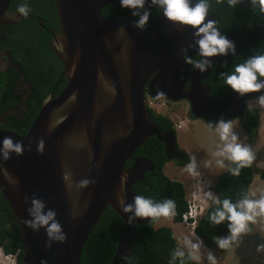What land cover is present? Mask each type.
<instances>
[{"label": "water", "instance_id": "1", "mask_svg": "<svg viewBox=\"0 0 264 264\" xmlns=\"http://www.w3.org/2000/svg\"><path fill=\"white\" fill-rule=\"evenodd\" d=\"M10 1L0 0V26L31 17L9 12ZM53 1L59 28L51 33L49 47L63 65L66 83L58 97L45 98L26 134L0 129V140L11 136L24 145L23 155L0 160V193L20 229L24 264H82L85 243L108 208L123 221L109 264H125L135 224L152 220L129 222L133 213H124L119 201L131 203L134 187L153 170L143 157L135 158L128 169L127 161L152 137L163 144L168 161L181 159L175 134L161 133L151 120L145 92L153 98L186 101L193 118L208 122L221 117L242 120L247 101L259 93L240 97L232 91L211 99L203 82L211 68L203 74L191 72L183 59V54L198 57L189 47L192 30L163 15L148 38L134 24L103 17V8L119 0ZM206 19L215 20L210 13ZM39 24L42 28V20ZM236 36L235 31L228 35L235 54L210 58L213 64L239 55ZM41 141L42 154L37 151ZM65 171L71 173L70 184L62 178ZM82 179L91 183L78 188ZM33 196L56 211L65 242L49 246L43 229L34 232L25 226Z\"/></svg>", "mask_w": 264, "mask_h": 264}, {"label": "clouds", "instance_id": "2", "mask_svg": "<svg viewBox=\"0 0 264 264\" xmlns=\"http://www.w3.org/2000/svg\"><path fill=\"white\" fill-rule=\"evenodd\" d=\"M227 2L229 7L236 8L241 0H227ZM53 3L54 1L52 0V4ZM119 3L121 8L129 10L131 15L136 18L133 23L135 27L141 30H144L148 25L152 15V8L158 9L167 21L191 29L194 39L189 47H191L199 57L194 58L193 56L183 54L184 62L189 65L191 71L192 69L194 71L198 70L203 74L210 68H213V60L210 58L227 56L230 52L235 54V45L222 34L220 28L217 26V21L206 19L209 15L208 0H195V3H193V0H119ZM251 4L253 7L259 5V11L264 13V0H251ZM31 11L32 9L26 0L17 8V13L23 17H27ZM219 76L222 77L224 83L240 97H244L249 93H259V95L255 97V100L260 107L264 108V55H253L247 58L245 62L235 65L233 71L220 72ZM145 95L148 113L149 110H152L154 114L168 118L158 113L155 109L157 104L163 107L161 102H158L157 98L150 96L147 91ZM249 107L251 106L248 105L247 109L254 108ZM256 109L259 111L258 108ZM259 114L260 118H262L260 111ZM238 122L239 120H226L221 117L215 122H209L208 125L205 123L211 131H215L218 134L219 140L221 141L218 150L214 153L218 159L216 161L217 167L221 169L225 168L221 175L229 170L232 176H239L241 170L251 164L254 170V166H256L257 161L261 158L258 152L254 150V142L257 138L259 127L255 131L253 142L249 139V134H247V140L242 142L238 133L235 131ZM43 147V141H41L37 146V151L41 154L43 153ZM177 147L180 153H182V155L180 154L181 159L167 161L175 163L177 167L183 168L188 173L191 185L189 192L194 194V202L201 204L202 207L208 209L209 212L214 205H216L215 209L208 217L210 223L213 225H220L227 221L229 229V236L217 238L216 244L220 249H233L235 246H238L240 235L250 232L251 225L256 223L257 217L264 216V195L259 199L248 198L247 191L251 183L244 197L235 202L227 198L221 200L218 197V193L215 191L218 179L221 175L217 177V179L206 176V172L199 163L200 161L203 162V160L194 155L188 156L186 154L189 162L181 166L178 165V161H183L185 152L179 148V144ZM23 152L24 145L21 141L14 140L11 136H6L0 140V160H8L13 154L21 156ZM228 162H231L235 166L231 167V164ZM208 166L209 164L206 162L205 167ZM62 178L66 183H71L72 176L70 172L65 171ZM253 179L254 175L252 182ZM90 183L91 181L89 179H82L76 186L78 188H86ZM119 203L124 213H133V215L128 218L129 222L134 221L136 218H151L152 221H156L164 217L152 225V228L155 230L163 227H156L161 220L167 222L166 220L174 217L176 212L175 201L170 198H165L161 202H157L144 195H135L131 203L123 199L120 200ZM27 213L29 219L25 220V226L34 232H39L43 229L49 246L51 243H63L66 241L67 235L63 230V225L57 219L56 211L48 208L44 200L33 196L30 200V207H28ZM187 213L188 211L184 212L181 216L186 218ZM206 216L207 214H202L199 218L202 219ZM194 220L197 226L199 221L197 218H194ZM165 227L173 230L171 226ZM193 238H195V233H192L191 238L185 237L183 239V247H178L172 255V264H175L177 259L180 260L181 264H184L186 255L189 259H201L203 242L198 238L193 242ZM258 251L264 254V245H261ZM207 261L208 264H218L216 257L211 251L207 252ZM196 263L199 262L196 261ZM248 263L264 264V261L252 254L247 262H242V264Z\"/></svg>", "mask_w": 264, "mask_h": 264}, {"label": "trees", "instance_id": "3", "mask_svg": "<svg viewBox=\"0 0 264 264\" xmlns=\"http://www.w3.org/2000/svg\"><path fill=\"white\" fill-rule=\"evenodd\" d=\"M195 1V0H194ZM52 2V0H51ZM209 13H211L217 21V26L220 28L223 35L227 36L228 32L235 31V42L239 48L238 56H231L219 64L210 77L206 80V86L210 91V98L219 100L228 95L232 90L224 83L223 78L219 76L220 72H231L235 65L245 62V60L253 55H264V13L259 11V5L253 7L250 0V5L239 4L236 8L229 7L227 0H208ZM55 20H46L48 27L52 28L54 33L58 31V19L56 16L55 5L53 3ZM102 15L108 20H122L134 24L136 19L131 13L120 7V3H113L102 10ZM161 15V12L153 8L149 23L144 29L146 36H150L156 22V19ZM54 24H52V22ZM40 47H44L43 51L48 48L51 36L44 30H39ZM151 33V35H152ZM38 34V36H39ZM14 51V50H13ZM48 51L56 57L52 50ZM20 56V55H19ZM26 59V58H25ZM21 62V68L25 73L26 78L35 89L36 94L39 95V104L37 109L30 110L27 114V120L24 122L26 127L22 129L20 125L14 123L16 127L8 128L1 125V129H7L19 135H24L28 131L44 96L48 92H52L53 98L58 97L61 89H54L56 78L53 80L51 75H45L43 71L38 68L29 67V63L24 60ZM60 66L61 61L59 60ZM29 64V65H28ZM51 78V81L47 79ZM59 77V76H58ZM57 77V78H58ZM3 75L0 74V115L6 110L1 105L3 99L9 95L13 80L8 81L7 89L4 90L2 81ZM66 81V80H65ZM66 83V82H65ZM2 96V97H1ZM34 97V96H33ZM151 119L157 124L161 133L173 132V123L165 117L156 115L149 110ZM242 125L248 129L249 139L254 141L255 131L259 127L260 114L256 108L247 109L244 118L241 120ZM12 125V124H11ZM137 157L148 159L153 165V170L145 173L143 180L134 187L136 195H144L152 198L154 201L161 202L165 198H170L175 201L176 212L174 216L175 222H180L182 214L188 210L186 201V191L180 182L170 180L163 173L164 165L168 162L165 156V150L162 143L155 137L150 138L146 144L137 149L130 159L127 161L125 168L128 169L132 161ZM183 161H178V165L188 163V156L184 154ZM235 165L231 163V167ZM230 167V168H231ZM255 171L252 164L241 170L239 176H232L229 170L220 176L217 182L215 191L218 197L223 200L225 198L231 199L233 202L245 196ZM264 180V171L260 174ZM207 212L206 217H203L195 228V233L203 240L204 244L215 251L224 252L216 244L217 238L229 236V229L227 221L220 225H213L210 223L208 217L215 209ZM159 218L156 221L148 222L144 225L135 224L133 240L131 244V256L127 259L125 264H172V255L178 248L177 241L174 238L173 232L170 228L161 227L153 229L152 225L163 219ZM123 228L122 219L116 214L114 210L108 208L99 223L96 225L91 235L87 239L82 256V264H109L113 259L116 250L117 242ZM255 249L256 246H253ZM0 250L6 256H14L16 264H24L22 260V240L20 237V229L15 221V217L10 209L9 204L5 201L0 193ZM227 249H225L226 251ZM238 262V261H236ZM175 264H181L177 259ZM184 264H199L189 259L187 255L184 258Z\"/></svg>", "mask_w": 264, "mask_h": 264}, {"label": "flooded vegetation", "instance_id": "4", "mask_svg": "<svg viewBox=\"0 0 264 264\" xmlns=\"http://www.w3.org/2000/svg\"><path fill=\"white\" fill-rule=\"evenodd\" d=\"M24 2L25 0H11L9 3L8 11L11 13H17L18 6ZM26 2L32 9L31 13L28 15L31 16L29 19L23 20L15 25L0 26V74L3 75L2 81H4V89H7V86L9 84L8 81L13 80V83L10 87V93L3 99V102L1 104L3 108H6V110L0 115V126L4 125L8 128L16 127L13 124L17 123L22 127V129H24L26 127L24 122L27 120V114L30 113L31 109L36 110L39 104V95L36 94L35 89L32 88L31 84L26 78L25 73H23V70L20 66L21 62L19 60H24L25 62L29 63L30 65H28L30 68L35 67L38 68L39 71H43L45 75H51L53 80L56 78L57 80L55 81V84L53 86L54 89L62 90L66 82V79L62 77V63L61 67L59 59L57 57H53V55L48 51V48L50 49L49 45L48 48L43 51L45 46L43 48L40 47L39 42V30L48 32L50 36L52 32L54 33L53 29L48 27V24L45 20V18L47 20H55L53 4L51 0H26ZM241 4L250 5V0H241ZM39 20H42L43 22L42 28L40 27ZM51 22L52 24H54L53 21ZM230 32H228L226 36L227 38ZM193 57L198 58L196 56ZM223 61L213 64V68L210 69L208 77L203 81L205 85L206 80L214 71H217V66ZM191 72H194V70L192 69ZM47 79L51 81V78L49 76H47ZM49 95L53 96L54 94L49 91L48 94L43 97L44 100ZM157 101L161 102L163 107L169 106V108L171 107V105L177 103L160 98H157ZM178 102H183L187 105L188 115L193 118L190 114L189 103H187L186 101ZM218 119L219 118L213 120L212 122H215ZM203 120L202 121L208 125L209 122L205 119ZM238 125H240L242 130L246 134H248V129H246V127L242 125L240 120L238 122ZM178 152L180 153L179 149ZM180 154L182 155V153Z\"/></svg>", "mask_w": 264, "mask_h": 264}, {"label": "rangeland", "instance_id": "5", "mask_svg": "<svg viewBox=\"0 0 264 264\" xmlns=\"http://www.w3.org/2000/svg\"><path fill=\"white\" fill-rule=\"evenodd\" d=\"M248 105L258 108L262 114L257 131V138L254 142V150L258 152V155L261 158L257 161L256 166H254V179L247 191L248 198L259 199L262 195H264V181L259 176V173L264 171V108L260 107L256 103L255 98L249 100L247 102V106ZM155 109L158 113L167 116L174 124L188 118L187 105L183 102L175 103L171 105L170 108L169 106L161 107L160 104H157ZM203 121L189 120V124L186 128L183 126L179 132H176V139L178 141L179 148H181L185 154L188 156L194 155L203 160V162L200 161L199 163L206 172V176H211L212 178L214 177L217 179V177H219L225 170V168L221 169L217 167L216 161L218 159L214 155V153L218 150V146L221 144V141L219 140L218 134L215 131H211ZM235 131L238 133L242 142L247 140V134L242 130L240 125H237ZM206 162L209 164L208 167H205ZM228 163L231 164V162ZM163 173L169 179L182 183L185 187V191L189 192L191 188L189 175L183 168L177 167L175 163L168 162L163 168ZM166 221L167 222L161 220L156 227L171 226L175 236H182L183 234L189 236L188 232L190 227L186 228L185 225H182L181 228L170 219ZM189 237L191 238V236ZM193 242H195L194 239ZM182 244H179L178 247L182 248ZM261 245H264V216L257 217L256 223L251 225L250 232L240 235L238 246H235L233 249H227V254L217 255L216 259L218 264H242V262H247L249 257L253 254V256L264 261V254L261 251H258V248ZM253 246H256V248L254 249ZM0 264H16V259L14 256L4 255L0 250Z\"/></svg>", "mask_w": 264, "mask_h": 264}, {"label": "bare ground", "instance_id": "6", "mask_svg": "<svg viewBox=\"0 0 264 264\" xmlns=\"http://www.w3.org/2000/svg\"><path fill=\"white\" fill-rule=\"evenodd\" d=\"M193 3H195V1L193 0ZM153 9V8H152ZM211 14V13H210ZM162 15V14H161ZM160 15V16H161ZM212 15V14H211ZM213 16V15H212ZM214 17V16H213ZM215 19V17H214ZM144 32V30H143ZM145 33V32H144ZM146 36V34H145ZM148 38L151 36H147ZM168 101V100H167ZM172 102V101H171ZM179 103V102H177ZM169 119V118H168ZM170 120V119H169ZM189 120H196L195 118H191L190 115H188V118L184 121H179L177 124H174L171 120V122L173 123V129L175 131V137H176V132H179V127H181L182 125H184L185 127L189 124ZM199 120V119H197ZM203 120V119H200ZM17 134V133H16ZM194 194H191L189 192H186V201H187V205H188V213L186 215V218L184 216H182V219L180 222H175L174 217H171L170 219L175 222L176 224H178L181 228L182 225H185L186 228H189V234L190 236H192V233H195V228H196V222L194 220V218H197L198 221H200L201 219L199 218L200 215L205 214L207 212L208 209H205L202 207L201 204H198L196 202H194ZM164 227V226H163ZM167 228V227H166ZM172 230V229H171ZM174 238L177 241V245L182 244L180 242H183V239L185 238L184 236H175L174 231L172 230ZM186 237H189L186 235ZM190 238V237H189ZM198 238L199 240H201L203 242V240L195 233V238H193L194 240ZM183 245V244H182ZM211 251L213 253V255L217 258V255H224L227 254V250L223 253H221L220 251H215L212 248L207 247L204 242H203V247L201 249V259L200 260H194L192 259L194 262H199L200 264H208L207 261V252Z\"/></svg>", "mask_w": 264, "mask_h": 264}, {"label": "crops", "instance_id": "7", "mask_svg": "<svg viewBox=\"0 0 264 264\" xmlns=\"http://www.w3.org/2000/svg\"><path fill=\"white\" fill-rule=\"evenodd\" d=\"M183 126H184V125H182L181 127H179V130H181V129L183 128ZM185 128H186V127H185ZM189 233H190V232H188V235L190 236ZM183 235L186 236V234H183ZM183 235H182V236H183Z\"/></svg>", "mask_w": 264, "mask_h": 264}]
</instances>
